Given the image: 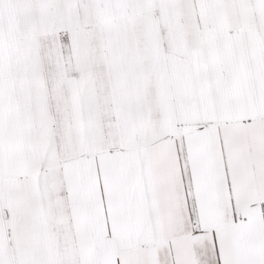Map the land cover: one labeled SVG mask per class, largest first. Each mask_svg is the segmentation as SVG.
Wrapping results in <instances>:
<instances>
[{"label":"snow or ice","instance_id":"snow-or-ice-1","mask_svg":"<svg viewBox=\"0 0 264 264\" xmlns=\"http://www.w3.org/2000/svg\"><path fill=\"white\" fill-rule=\"evenodd\" d=\"M0 264H264V0H0Z\"/></svg>","mask_w":264,"mask_h":264}]
</instances>
